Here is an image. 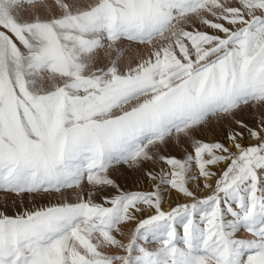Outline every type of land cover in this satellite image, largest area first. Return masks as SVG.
<instances>
[{
  "label": "snow or ice",
  "instance_id": "obj_1",
  "mask_svg": "<svg viewBox=\"0 0 264 264\" xmlns=\"http://www.w3.org/2000/svg\"><path fill=\"white\" fill-rule=\"evenodd\" d=\"M256 105L264 0H0V264H264Z\"/></svg>",
  "mask_w": 264,
  "mask_h": 264
},
{
  "label": "rangeland",
  "instance_id": "obj_2",
  "mask_svg": "<svg viewBox=\"0 0 264 264\" xmlns=\"http://www.w3.org/2000/svg\"><path fill=\"white\" fill-rule=\"evenodd\" d=\"M51 2V0H50ZM84 3H88L89 0H83ZM145 52L144 48H136L135 46L132 47V50L127 53L126 59H135L137 56L140 54H143ZM264 105H256L252 106L249 111L247 112V119L250 123L251 126H255L254 123H252L253 120H258L259 114L264 111ZM260 111V112H259ZM254 114V116H253ZM258 115V117H257ZM250 117V118H249ZM255 117V118H254ZM254 143L250 141H244L245 144L248 143ZM185 150V146L183 144H176L175 142L167 145L163 151L166 153H171L174 155H177L178 157H182V153ZM112 176L114 179L117 180V182L121 185V187L126 190V191H131V190H152L151 185L144 182V181H137V177L140 176V172L133 170L129 168L127 165H124L122 167H119L115 171H113ZM194 187V185H192ZM106 191H111V189H107ZM183 198H177V194L173 191L171 193H166L165 198H164V208L168 209L170 206H175L177 202H181ZM44 201L37 200V203H43Z\"/></svg>",
  "mask_w": 264,
  "mask_h": 264
},
{
  "label": "bare ground",
  "instance_id": "obj_3",
  "mask_svg": "<svg viewBox=\"0 0 264 264\" xmlns=\"http://www.w3.org/2000/svg\"><path fill=\"white\" fill-rule=\"evenodd\" d=\"M264 109V108H263ZM260 112V111H259ZM261 113H264V111L262 110V112ZM260 113V114H261ZM260 114H259V116H260ZM253 116H254V114H253ZM257 117H258V115H257ZM250 118V117H249ZM255 118V117H254ZM252 120V119H251ZM251 120H249V121H251ZM250 123V122H249ZM251 124V123H250ZM248 141V140H247ZM250 142H253V141H250ZM248 143V142H247ZM203 194V193H202Z\"/></svg>",
  "mask_w": 264,
  "mask_h": 264
}]
</instances>
